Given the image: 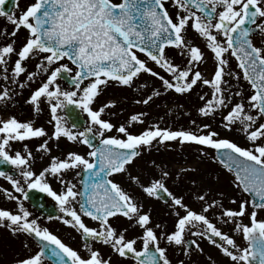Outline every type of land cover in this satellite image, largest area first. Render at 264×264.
Returning a JSON list of instances; mask_svg holds the SVG:
<instances>
[{
    "label": "snow or ice",
    "instance_id": "1",
    "mask_svg": "<svg viewBox=\"0 0 264 264\" xmlns=\"http://www.w3.org/2000/svg\"><path fill=\"white\" fill-rule=\"evenodd\" d=\"M4 3L0 0V5ZM0 15H4L2 8ZM7 20L13 28L5 30L0 43V102L6 107L28 89L25 103L37 117L46 105L52 129L49 133L44 126L15 116L0 118V163L18 170V177L0 171L12 189L0 191L17 202L15 212L0 208V227L14 238L25 237L22 247L28 250L12 264H113V255L134 264H174L170 250H180L189 258L197 252L206 256L208 264H218L211 251L205 252L204 241L229 264H264V219L258 218L264 212V0H34L18 17L8 15ZM21 30L26 34L18 42ZM190 31L205 41L212 55L210 78L200 70L205 52L189 38ZM31 61H36L34 71L28 70ZM241 77L249 86L247 95L242 85L237 89L232 83L239 85ZM38 79V86L32 88ZM110 86L140 91L135 103L144 106L164 95L191 96L207 86L210 97L199 96L204 103L197 108L198 115L209 120L219 114L220 126L241 131L251 146L222 138L209 123L197 126L195 119L191 131L158 123L145 126L148 113L144 111L117 126L106 118L116 115L112 109L117 101L97 106ZM69 106L86 114V122H69L67 115H61ZM138 126H144L143 130H131ZM34 138L42 140L35 147L40 159L45 158L43 154L50 157L38 173L33 170L37 157L26 143ZM62 138L89 150L86 154L69 150L63 158L52 155L50 144L59 147ZM166 142L199 145L201 156L207 155L205 149L214 150V159L232 175L238 195L213 196L211 189L197 193L200 208L196 210L184 196L169 190L165 181L170 173L155 161L152 166L160 170V176L144 184L140 178L144 170L135 175L132 170L139 167L144 150ZM16 143L22 145L20 150L14 148ZM71 170L81 178L79 187L66 178ZM49 176L61 185L59 191ZM125 176L143 196L165 200L173 216L171 230L153 225L151 212L143 211L142 199L117 179ZM30 190L45 193L55 202L60 214L55 219L79 234L82 251L32 217L22 203L29 199ZM225 203L236 207H225ZM85 217L97 226H89ZM120 217L129 222L128 227L113 226ZM137 227L142 234L128 238L129 228ZM237 235L243 245L237 243ZM175 264H190V259L177 257Z\"/></svg>",
    "mask_w": 264,
    "mask_h": 264
},
{
    "label": "rangeland",
    "instance_id": "2",
    "mask_svg": "<svg viewBox=\"0 0 264 264\" xmlns=\"http://www.w3.org/2000/svg\"><path fill=\"white\" fill-rule=\"evenodd\" d=\"M34 0H17L16 7L11 13V15L18 17L21 14L22 10H26L27 6H30ZM175 10H172L174 12ZM13 25L7 20V18H3L0 15V43H3L5 38L3 36L5 30L11 32ZM25 32L21 30L16 37L17 41H22L25 37ZM189 38L193 40V42L199 46L204 52L206 56V62L200 64V70L203 72L206 78H210L211 74L214 71V63L212 59L211 53L205 47V41L201 38L197 37L195 33L189 32ZM257 41V40H256ZM258 42V41H257ZM143 58V57H142ZM180 59L177 58V63H180ZM36 61H31L28 64V70L34 71ZM233 68H235V63L232 61ZM239 71V69H236ZM23 79V77H21ZM149 82H151L150 78ZM39 79L36 82H33L32 88L38 86ZM143 83V80H141ZM234 87L239 89L242 85L245 89V95L248 94L249 86L245 81H243L242 77L239 82V85L236 84L235 81H232ZM60 84L64 88H68L62 80ZM3 86V82H0V87ZM15 87V86H13ZM15 91L17 93L20 92L18 87H15ZM201 94H207L206 99L210 97V89L205 86L203 88H197L191 96H173V95H164L162 98L157 99L155 103H151L148 106H144L142 104H136L135 100L140 98V91L130 90L119 88L116 86H110L106 89L104 94L98 98L97 106L100 102H106L108 100L117 101V106L112 109L116 115L111 117H106L111 120L114 124L119 126L121 123H125L129 116L133 113H138L141 111L147 112L148 116L146 118V125H150L152 123H158L161 127H170L172 129H186V130H195L194 125L191 124V120H196V125H201L203 123H209L212 125V128L220 133L222 138H228L241 146L251 145L246 142L245 135L236 129L232 131H228L223 129L221 124V116L217 114L215 119L205 120L203 117H200L197 113V108L202 106L204 101L199 99ZM29 95V90L25 89L22 95H15L12 101H9L7 106L0 102V118H7L9 116H15L20 121H32L35 126H44L45 129L51 133V126L48 125L47 121L49 119V112L46 105H43L44 111L37 117L33 112L32 107L25 103L26 97ZM225 113L228 109L223 110ZM82 113V112H81ZM64 115V112L61 113ZM85 120H87L86 114H83ZM264 122V121H262ZM144 126H138L136 128H132L133 132L138 133L143 130ZM115 135L116 133H112ZM65 139H61L63 141ZM59 142V147L64 146ZM42 140H38V143H41ZM52 147V155L60 157V153L58 152V147L55 143H51ZM35 152V147H30ZM153 151L148 152L149 154L144 153V159H148V165L151 170H144L143 174L140 176L141 181L144 184L149 183L150 179H155L160 176V170L158 168H154L152 166V161H155L162 168L166 169L170 175L166 179V186L170 191L175 193L177 196H184L185 202L191 205L194 209L199 210L200 205L196 202L197 193L203 194L211 189V195L215 196L220 192L226 193L228 195L237 194L235 193L234 184L232 182L233 178L230 173L227 172L215 159H214V150L205 149L207 155L201 156L200 148L201 146L195 144H184L181 145L178 142H172V144L168 146H153ZM33 152V153H34ZM45 157L49 159L46 154ZM129 186H134L130 185ZM129 187V188H130ZM131 189V188H130ZM141 199L144 197L146 199V205L152 206L155 202H153V198H148L143 196L140 190ZM4 206H0L3 208ZM225 207L235 208L236 205L225 203ZM17 211V207L15 208ZM28 210V209H27ZM251 210V209H249ZM157 211L158 213L163 211L162 206H157L153 212ZM35 214V213H34ZM39 218V222H40ZM173 222V220H172ZM244 222L248 223L247 217L244 218ZM41 224V222H40ZM228 231V229H224ZM229 234H232L231 232ZM24 241L25 237L21 236ZM14 238L10 235L6 228L0 227V264H12L14 258L17 255H27L28 251L22 247L23 239ZM237 243H240V237L237 235L236 237ZM16 242L18 244H16ZM29 246L36 250V247L31 242V240L27 241ZM16 244V245H15ZM81 249H82V241H81ZM15 247V249H14ZM202 247H204L205 252L211 251L213 257L218 261V264H229L227 258L220 256L221 254L214 248H210L206 241L202 242ZM177 257L180 259H184L186 262L190 259V264H208L206 256L194 252L191 257L183 256L180 250H177ZM205 260V261H203Z\"/></svg>",
    "mask_w": 264,
    "mask_h": 264
},
{
    "label": "flooded vegetation",
    "instance_id": "3",
    "mask_svg": "<svg viewBox=\"0 0 264 264\" xmlns=\"http://www.w3.org/2000/svg\"><path fill=\"white\" fill-rule=\"evenodd\" d=\"M169 10H170V12H172V10H175V9L173 7H169ZM3 18H7V16H3ZM254 40L258 41V37H254ZM38 140L39 139L34 138L31 141H26V143H28V145H30V147H36V145L39 144ZM61 144L64 146L57 148L58 152L60 153V158H63L69 150L77 151L80 154H86V152L89 150V149H87V147L85 145H81L78 143L73 144L71 142H68L66 139L61 141ZM170 144H172V143L166 142L165 146H168ZM161 146H163V145H161ZM14 148L16 150H20L22 148V145L20 143H16V144H14ZM30 149H32V148H30ZM153 149L154 148H152L151 150H147V149L144 150L142 152V155L144 153L149 154L148 152L153 151ZM33 154L37 157L36 161L33 164V170H35L38 173L40 170H42V168L44 166H47L48 159H47V157H45L46 154H43L45 157L43 160L40 159V156H41L40 153L34 152ZM145 161L147 162V165H145ZM137 164L139 165V167H135L132 170L134 175L140 174L142 169L146 170V171H148L149 169L151 170V168L148 165V159H146V158L144 159V161L138 160ZM75 171L76 170L68 171L66 173V178L72 180L73 183H77V185L79 187L78 181L80 180V178H77L75 176ZM8 174L12 175L13 177H18V170L12 166L11 170L8 171ZM48 179H49V181H51L52 187L54 189H56L58 191L61 189V185H59L57 182L53 181L50 176L48 177ZM117 179H119L121 181L122 185L125 187L126 190L134 193L138 198H141L140 188L136 185L130 187L126 176L125 177H118ZM0 189H8L9 191L12 190L11 184L4 177H0ZM15 195L19 196L20 194H15ZM153 202H155L154 205H152L151 207L147 206L146 205V199L143 197L142 198L143 211H150L151 212L153 225L158 223L161 225V229H163L164 227H167L169 230H171L173 227V222H172L173 216L169 211L168 204L165 202L164 199L153 198ZM22 203L24 204V207L32 213L33 218H40L41 219L40 222H41L42 226H47L54 234H56L58 237H60L63 242L70 245L74 249L82 251L81 245H80L81 244V238H80L79 234L75 230H73L72 228L63 225L60 221L55 219L56 216L60 215L58 212L57 206L55 205V202L53 200H51V198L47 197V195L45 193H40L37 190H30L29 199L23 200ZM159 205L163 207V211L161 212V214H160V212L158 213L157 211L153 212V210H155L156 207ZM0 206H4L3 209H8V210L15 212L16 211L15 208L17 207V202L6 199L4 193L2 191H0ZM34 207H42V208L46 209V213L45 214L37 213L34 210ZM48 215H51L53 217V219L52 220L47 219ZM258 218L264 219V212L259 213ZM84 219H85V222L89 224V226H93V227L97 226L96 222L91 221L89 218L85 217ZM128 224H129V222L123 217H120L119 219L113 221V226L117 227L118 229L128 227ZM157 231L159 232L160 229H158ZM141 234H142V230L139 229L138 227L135 229L129 228V231L127 233V237L128 238H138ZM21 239H23V238L21 237ZM239 241H240L241 245L244 244V242L241 239ZM23 242H24V239H23ZM31 242L33 243L32 240H31ZM16 244H18V243L16 242ZM19 244H22V243H19ZM34 246H35V244H34ZM141 246H142V244L138 240L137 247L139 248ZM161 246H165V242L162 241ZM96 247L101 248V250L106 254H111L110 250L106 247H103L101 245H96ZM14 249H15V247H14ZM25 250H27V249H25ZM169 255L171 256V258L173 259V262L175 264V261L177 259V250L175 253H173L170 250ZM220 256H222V255H220ZM203 257H205V256L203 255ZM203 261H205V260H203ZM113 264H134V262L130 259H124V258H120L116 255H113Z\"/></svg>",
    "mask_w": 264,
    "mask_h": 264
},
{
    "label": "water",
    "instance_id": "4",
    "mask_svg": "<svg viewBox=\"0 0 264 264\" xmlns=\"http://www.w3.org/2000/svg\"><path fill=\"white\" fill-rule=\"evenodd\" d=\"M15 1L16 0H5V3L3 5H0V8L3 9L4 13L9 14L15 6ZM64 114L67 115L69 122L75 120L78 124L85 123L79 110L76 109L74 106H69L68 109H66V111L64 112ZM9 169H10L9 164L0 163V171L8 172ZM37 210L42 213H46V210L43 208H37Z\"/></svg>",
    "mask_w": 264,
    "mask_h": 264
}]
</instances>
